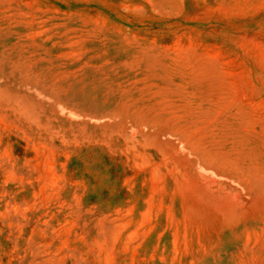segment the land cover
Here are the masks:
<instances>
[{
	"label": "rangeland",
	"instance_id": "obj_1",
	"mask_svg": "<svg viewBox=\"0 0 264 264\" xmlns=\"http://www.w3.org/2000/svg\"><path fill=\"white\" fill-rule=\"evenodd\" d=\"M0 264H264V0H0Z\"/></svg>",
	"mask_w": 264,
	"mask_h": 264
}]
</instances>
